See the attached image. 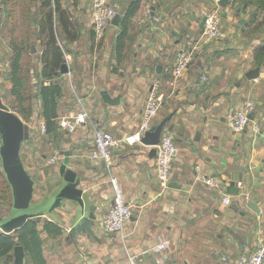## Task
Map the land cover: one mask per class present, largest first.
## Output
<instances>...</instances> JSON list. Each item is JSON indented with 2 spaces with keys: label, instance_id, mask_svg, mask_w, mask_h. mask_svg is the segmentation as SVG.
I'll return each instance as SVG.
<instances>
[{
  "label": "crops",
  "instance_id": "1",
  "mask_svg": "<svg viewBox=\"0 0 264 264\" xmlns=\"http://www.w3.org/2000/svg\"><path fill=\"white\" fill-rule=\"evenodd\" d=\"M65 1L79 39L66 44L68 73L62 74L56 111L59 120L84 107L89 120L72 133L62 132L54 147L42 132L39 98L28 122L10 108L11 59L21 52L30 58L32 74L38 73L41 45L38 27L31 24L30 43L22 50L29 40L19 7L0 0V101L26 128L19 158L31 186V206L63 186L80 194L35 218L43 264H129V256L134 264H237L264 241V63L257 66L254 60L255 50L264 45V13L243 0H228L219 8L222 37L207 44L202 12L212 8L208 0H110L120 19L110 21L97 39L92 0ZM7 10H13L12 17H6ZM187 45L198 50L184 76L175 78L176 53ZM203 76L206 82L200 81ZM153 84L162 95L154 122L170 117L162 134L176 148L165 189L157 183L152 148L126 141L138 131ZM105 96L114 103L105 102ZM245 100L254 101L258 134L232 133L226 126L228 110ZM94 125L116 141L109 168L90 159ZM2 145L0 131V156ZM54 152L58 163L48 165ZM65 154L73 183L59 173ZM111 177L131 210L124 240L101 228L112 203ZM203 177L216 179L218 187L208 188ZM226 196L228 206L222 204ZM162 242L167 251H156Z\"/></svg>",
  "mask_w": 264,
  "mask_h": 264
},
{
  "label": "trees",
  "instance_id": "2",
  "mask_svg": "<svg viewBox=\"0 0 264 264\" xmlns=\"http://www.w3.org/2000/svg\"><path fill=\"white\" fill-rule=\"evenodd\" d=\"M10 1L19 7V16L26 23L29 42H23V51L30 43L31 24L38 27L36 36L41 45L39 59L42 66L40 72L32 74L34 67L31 62L26 63L24 68L20 63L24 59L21 52L13 56L8 71L11 87L6 93L10 108L25 122H28L34 114L35 103L39 98L41 100L40 115L45 120L44 133L51 137L54 147H59L62 132L58 128L59 115L56 110L63 93L61 66L67 53L66 44L77 41L79 31L75 29L72 17L66 10V1L5 0L6 3ZM243 1L246 4L255 5L264 13V0ZM12 13L13 10H7L6 17H12ZM254 60L257 66L264 63V45L255 50ZM34 89L37 93L36 98L33 93ZM0 175L3 176L2 171ZM9 197L10 189L7 182L0 183V205L7 204ZM49 225V223L46 224V230H49ZM41 243L36 220L27 221L19 231L13 234L0 232V260H5L6 264H13V249L21 246L24 251L25 264H43Z\"/></svg>",
  "mask_w": 264,
  "mask_h": 264
},
{
  "label": "built area",
  "instance_id": "3",
  "mask_svg": "<svg viewBox=\"0 0 264 264\" xmlns=\"http://www.w3.org/2000/svg\"><path fill=\"white\" fill-rule=\"evenodd\" d=\"M211 9L202 12L203 29L202 38L205 43L217 41L222 37V28L219 18V8L221 0H208ZM149 12L147 11V14ZM117 14L116 7L109 0H92L91 4V24L95 38L102 39L106 26L111 19ZM198 47L187 45L180 48L175 57L172 74L175 78H181L188 71L192 62L194 53ZM206 77H201V82H206ZM162 106V95L159 93L158 84H153L147 95L144 109L141 114V122L138 131L126 141L129 144L139 143L144 132L149 130L153 125L154 119L157 116ZM255 104L252 100H245L236 108H230L227 112L226 126L232 133H244L250 129L254 134L260 131L259 125L253 122ZM89 120V114L84 107H81V112L70 118H61L58 120V128L63 133H72L79 126ZM92 143L93 150L90 153V159L93 161H102L109 168L111 166V152L116 147L114 137L107 131L92 126ZM42 132H45L44 126ZM156 149V169L155 175L160 189L168 187L172 174V162L176 148L168 134H162L159 144ZM58 153L54 152L46 163L54 165L58 163ZM202 182L205 186L211 189L218 187L217 181L211 177H203ZM111 189L113 192L111 207L102 222L101 228L107 234L118 235L120 239H125L124 228L131 216L130 206L126 202L124 193L117 180L114 177L110 178ZM248 200V197H245ZM231 200L229 197H224L222 204L228 206ZM158 252L167 251V243L162 242L155 247ZM134 257L129 256V264H134ZM237 264H264V241H262L255 250L246 255H242Z\"/></svg>",
  "mask_w": 264,
  "mask_h": 264
},
{
  "label": "water",
  "instance_id": "4",
  "mask_svg": "<svg viewBox=\"0 0 264 264\" xmlns=\"http://www.w3.org/2000/svg\"><path fill=\"white\" fill-rule=\"evenodd\" d=\"M228 0H221L220 6H224ZM120 15H115L111 22L117 24ZM61 73L67 74V62L61 66ZM254 75H249L252 79ZM36 94V91L34 90ZM105 102L114 103L106 99ZM116 102V101H115ZM170 117H166L159 122H154L149 130L143 133L141 143L152 148L151 154H156L155 147L159 144L163 129ZM252 119V117L250 118ZM0 131L3 138L2 154L0 156V165L5 175L12 195V207L6 217H0V232L4 234H13L19 231L27 221L35 220L41 214H48L55 206L63 200H70L80 197L79 192L69 189L66 186L54 190L45 200L36 206H31L32 191L29 180L22 172V163L19 158L21 143L27 139L25 125L13 113L8 112L0 101ZM60 165L59 173L63 176L65 182H74V173L67 171L68 154ZM86 208V207H85ZM94 208L91 207V210ZM91 220L95 218L92 214ZM14 264H23L24 251L21 246L13 249Z\"/></svg>",
  "mask_w": 264,
  "mask_h": 264
},
{
  "label": "rangeland",
  "instance_id": "5",
  "mask_svg": "<svg viewBox=\"0 0 264 264\" xmlns=\"http://www.w3.org/2000/svg\"><path fill=\"white\" fill-rule=\"evenodd\" d=\"M65 5H66V3H65ZM23 61H24L23 67L26 63L31 62L30 58H26V57H24ZM2 182H7V179H6L4 174H3V176L0 175V183H2ZM7 184H8V182H7ZM9 189H10V187H9ZM11 207H12V195H11V190H10L9 202H7V204L5 203L3 205H0V217H6L9 214Z\"/></svg>",
  "mask_w": 264,
  "mask_h": 264
}]
</instances>
